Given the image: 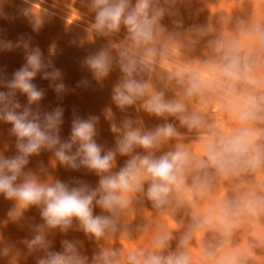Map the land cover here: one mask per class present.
Masks as SVG:
<instances>
[{
  "label": "clouds",
  "instance_id": "obj_1",
  "mask_svg": "<svg viewBox=\"0 0 264 264\" xmlns=\"http://www.w3.org/2000/svg\"><path fill=\"white\" fill-rule=\"evenodd\" d=\"M79 4L87 13L86 31L105 41L82 60L81 68L101 86L118 73L110 104L102 111L113 143L98 142L100 115L85 118L75 111L70 134L63 139L64 108L42 107L46 93L34 81L38 76L48 81L58 101L76 89L89 88L91 81L85 77L69 87L54 63L55 44L45 56L30 36L12 41L0 30V53L22 50L25 61L11 76L0 71V124L9 125L8 137L16 150L10 157L0 150V196L12 202L4 223H15L28 233L19 241L0 234V259L6 264H24L29 257H35V264H193L189 249L197 233L211 231L226 240L243 212L264 208V197L213 200L206 209L192 211L190 222L178 233L149 221L137 227L147 236L142 245L127 243L134 239L127 216L137 203L147 202L157 218L174 217L190 207L193 198L206 199L217 180L264 166V146L256 143L264 132L243 127L221 134L187 104L194 97L219 96L224 110L244 124L258 119L264 96L245 98L237 85L255 86L260 80L237 42L215 41L214 56L202 68L172 61L175 34L164 21L178 13L168 0ZM52 15L47 9L40 16L26 12L33 32ZM173 85L181 89L180 95L167 94ZM19 96L26 97V103ZM142 113L158 123L146 126ZM180 128L201 133L200 156L182 143L185 134ZM42 153L50 154L49 165L29 168L30 159ZM118 158H124L122 164ZM57 167L98 179L95 185L80 178L63 181L53 175ZM32 209L39 222L27 217ZM69 233H83L94 245L92 254L77 238L61 239L60 250H53L54 237ZM204 259H216L215 253H206ZM216 264H237V257H221Z\"/></svg>",
  "mask_w": 264,
  "mask_h": 264
},
{
  "label": "rangeland",
  "instance_id": "obj_2",
  "mask_svg": "<svg viewBox=\"0 0 264 264\" xmlns=\"http://www.w3.org/2000/svg\"><path fill=\"white\" fill-rule=\"evenodd\" d=\"M46 2L54 6L57 5L59 9L62 8L63 12H67L66 14L71 11L70 16L74 13V18L86 21L85 17L87 13L79 4V0H47ZM56 2L57 4H55ZM168 3L178 13V16L166 17L164 21L169 32L175 34L172 61L182 62L183 65L192 68H202L204 63L214 56L212 45L215 41L237 42L242 45L241 55H248L249 65L252 68L253 74L260 80L255 86L247 85L250 88V90L246 88L247 92H244L242 89L243 94L240 89L238 90L239 87H237L238 94H241L245 98L253 94L252 97L257 99L264 96V76H262L264 75L262 73L264 72L262 70L264 65H260L261 63L264 64V60H262L264 59V0H168ZM28 11L31 13L35 12L33 14L36 16H40L41 14H38L31 7H26L19 3L18 0H0V30H4L7 38L12 41H15L21 35L30 36L33 46H39L45 56L48 55L50 45H58L56 47H60V50H58L54 57V63L63 72L65 83L69 87L75 88L76 84L85 77L91 81L89 88L76 89L75 92L66 95L62 101H58L56 94L49 87V82L38 76L34 83L39 88L44 89L46 93L44 100L41 102L42 107L49 108L59 105L64 108V124L61 130V137L63 139H67L70 134L74 111L77 115L85 118L89 114L100 115L98 142H107L111 146L113 136L109 131V123L104 118L102 111L110 104L111 87L116 81L118 73L113 72L109 79L105 80L103 86H101L92 80L91 74L87 70L81 68L82 60L88 54L98 50L105 42L99 41L95 43L97 40L93 39L92 41L88 36L85 38V36H79L74 32L67 31V29L61 28L59 24L53 23L50 19L39 32H33L29 19L26 16V12ZM82 16L83 19L81 18ZM175 19L181 20L182 23L180 25L173 23ZM24 62L22 50L0 53V71L6 72L8 76H11L13 71L19 69ZM167 94L169 96L180 95L181 90L173 85L167 90ZM18 99L22 104L26 103V97L19 96ZM200 101L201 99L197 97L188 100V108L192 109L191 111H199ZM225 112L228 115L223 113L221 117L224 118L225 114L227 116L221 119L222 121L220 120L222 124L220 125L224 126L220 132L219 130L217 132L231 134L243 127H250L264 132V122L262 120L261 122L259 121L260 119H255V121L249 120L242 124L231 112ZM141 115L144 118L145 124L148 123L146 125L149 127H154L158 123L155 118L148 117L143 113ZM208 124L214 125L212 123ZM8 128L9 125L0 124V150L4 151L6 157H10L16 152L14 141L8 137ZM180 131L185 134L182 143L188 145L196 156H200L201 143L199 137L201 133L197 131L189 132L184 128H180ZM256 143L257 145L264 146V135ZM6 144L7 148L5 149L4 146ZM49 155L48 153H42L39 156L42 161H37L39 163L33 162L38 157H35L36 159L32 157L33 161L30 159L32 162H30L28 167L35 170L42 162L45 166H48ZM123 159L118 158V163L122 164ZM54 171L53 175L55 176L57 173L58 177H56L63 181L80 178L95 185L98 179L94 175L68 171L63 167H57ZM189 183H191V179H189ZM251 194L264 197V166L254 171L249 169L241 172L239 175L217 180L213 191L206 199L199 200L193 198L190 202V207L181 210L185 212L184 215L180 211L181 213L178 212L174 217L165 215L157 218L154 210L151 209V206L147 202L137 203L133 211L127 216V222L133 229L134 235V239L127 243H136V245L145 244L147 237L142 232L137 231V227L149 221H152L153 224H165L170 229L180 232L190 222V213L192 211L206 209L215 198L216 200L228 199L236 201L240 197ZM11 207L12 202L6 201L0 196V219H2L0 220V233L6 234L5 237H8V239L11 236L10 240L12 241H18L27 237L28 233L15 223H4L7 220V212ZM98 211L99 209H97ZM26 215L39 222L37 210L32 209ZM3 223L4 226H2ZM1 230L4 231L1 232ZM201 233L205 236L201 237L197 233L189 249L193 258V264H216V261L221 256L227 257L231 255L237 257V264H264V208H258L255 213L243 212L238 218V226L233 229L231 236L226 240L214 232L207 231ZM205 237L207 240L204 242L202 239H205ZM64 238L84 240L85 250L88 255H91L94 250V245L85 239L83 233H69L66 237L57 234L54 237L53 250H60L61 245L59 241ZM174 246L175 241H173ZM20 247L23 246L20 245ZM209 252H214L216 259H204L205 254ZM30 258L24 264H35V257ZM1 261V264H6V261L4 262V260L0 259Z\"/></svg>",
  "mask_w": 264,
  "mask_h": 264
},
{
  "label": "bare ground",
  "instance_id": "obj_3",
  "mask_svg": "<svg viewBox=\"0 0 264 264\" xmlns=\"http://www.w3.org/2000/svg\"><path fill=\"white\" fill-rule=\"evenodd\" d=\"M16 1V0H15ZM19 1V3H21V4H23V5H25L26 7H31V8H33L35 11H37L38 12V14H40L44 9H47V10H49L50 12H52L53 13V15L51 16V18H50V21H52L53 23L54 22H56L57 23V25L59 24L60 26H61V28H65V29H67V31H70V32H74L75 34H77V35H79V36H85V38L88 36L90 39H92V41H93V39L94 40H97V41H95V43L97 42H99V41H101V42H105L103 39H99V38H95L94 37V35H93V33L91 32V30L90 29H88L87 31H86V21H83V20H80V19H77V18H74V16H73V14H72V16H70V13H71V11H70V13H68V14H66L65 12H63L61 9H59L58 8V6L57 5H52V4H49V2H46L47 0H45V1H43V0H28V2H26V0H18ZM49 1V0H48ZM55 4H57V2L55 3ZM59 4V3H58ZM57 6V7H56ZM60 7V6H59ZM26 9V8H25ZM67 10H68V8H66ZM66 10V11H67ZM33 11V10H32ZM33 13H35V12H33ZM37 14V15H38ZM84 14H85V12H84ZM85 16V15H84ZM82 19H83V16L81 17ZM86 18V17H85ZM53 25V24H52ZM59 27V26H58ZM60 32H61V30H60ZM88 39V38H87ZM105 44V43H104ZM56 46H58V45H56ZM56 50H57V52H58V50H60V47H56ZM173 60V59H172ZM262 60H264V59H262ZM179 62V61H178ZM176 62L177 64H180V63H182V62ZM261 63V62H260ZM183 64V63H182ZM185 64V63H184ZM260 65H264V64H260ZM262 67V66H261ZM262 70H264V68H262ZM262 73H264V72H262ZM262 76H264V75H262ZM244 83H240L239 85H237V87H239L238 88V90L240 89V91H242V89L244 90V92H247L246 91V88H249L248 86H247V84H244ZM175 86V85H174ZM242 87V88H241ZM173 88H175V87H173ZM176 88H179L178 86H176ZM181 90V89H180ZM247 90H250V88L249 89H247ZM171 91H173V90H171ZM174 91H175V89H174ZM238 92V91H237ZM242 94H243V91L241 92ZM251 93V92H250ZM252 94V93H251ZM245 95V94H244ZM249 95V94H248ZM252 96H253V94H252ZM248 97V96H247ZM196 98V97H195ZM198 98V97H197ZM194 99V98H193ZM200 99V98H199ZM225 103V101L224 100H222L219 96H216V95H212V94H208V95H206L204 98H203V100H201L200 101V108H199V111L201 112V114L204 116V118H205V121L207 122V123H212V124H214L215 125V129H216V131L217 130H219V132L222 130V127L224 126H221L222 124L220 123L222 120L221 119H224V118H226L225 116H227L228 114H227V112H225V110H224V108H223V104ZM189 105V104H188ZM219 108H221L220 110H219ZM197 109H198V107H197ZM190 110V109H189ZM192 110V109H191ZM190 110V111H191ZM197 111V110H196ZM223 113H226L225 115H224V118L223 117H221V115L223 116ZM256 115H257V117H258V119L257 120H259L260 122H261V120H262V122H264V106H262V108H261V110L259 111V112H257L256 113ZM230 116H231V114H230ZM221 120V121H220ZM255 121V120H254ZM147 125H148V123H146ZM221 124V125H220ZM146 125V126H147ZM213 125V126H214ZM149 127V126H148ZM224 129V128H223ZM224 132V131H223ZM225 133V132H224ZM5 147V146H4ZM37 158V157H36ZM35 157H33V159H36ZM39 158V160H37ZM36 160H32V158H31V160L33 161V162H35V163H39L40 161H42V159H40V157H38ZM32 161H30V162H32ZM37 161H39V162H37ZM43 163V162H42ZM55 172V171H54ZM57 176V173H56V175H55V177ZM58 177V176H57ZM223 183H225V182H223ZM223 183H222V185H223ZM224 187H227V186H224ZM219 191V190H218ZM224 192H226L225 190H223ZM220 192V191H219ZM215 195V194H214ZM218 198V197H217ZM213 200V199H212ZM215 200H216V198H215ZM211 203V202H210ZM137 205V204H136ZM182 213H183V215L185 214V212H183V211H181ZM180 212V213H181ZM0 220H2V219H0ZM4 222V221H3ZM1 223V222H0ZM11 223V222H10ZM2 226H4V223L2 224ZM15 228V227H14ZM1 229V228H0ZM13 229V228H12ZM4 231V230H3ZM2 230H1V232H3ZM12 232V231H11ZM211 232V231H210ZM178 233V232H177ZM201 233V232H200ZM199 233V235L202 237V236H205L203 233H201L200 234ZM1 234V233H0ZM203 234V235H202ZM206 234V233H205ZM6 235V234H5ZM4 235V236H5ZM207 235V234H206ZM14 236H15V234H14ZM11 237V236H10ZM10 237H9V239H10ZM147 237V236H146ZM6 238H8V237H6ZM144 240V239H143ZM204 242L207 240L206 239V237H205V239H202ZM19 241V240H18ZM60 242V241H59ZM194 243V242H193ZM197 243V242H196ZM212 243H213V241H212ZM130 244H132V243H130ZM136 244V243H135ZM138 245V244H137ZM220 252V251H219ZM223 255V254H222ZM222 257V256H221ZM224 257V256H223ZM29 259H31L30 257H29ZM4 262H5V260H4ZM3 262V263H4ZM35 262V261H34ZM2 263V261L0 262V264ZM32 263V262H31Z\"/></svg>",
  "mask_w": 264,
  "mask_h": 264
}]
</instances>
